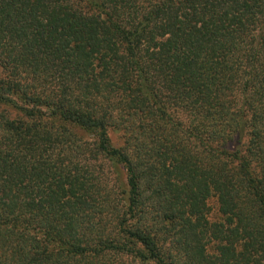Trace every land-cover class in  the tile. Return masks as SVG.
Instances as JSON below:
<instances>
[{
    "label": "trees",
    "instance_id": "1",
    "mask_svg": "<svg viewBox=\"0 0 264 264\" xmlns=\"http://www.w3.org/2000/svg\"><path fill=\"white\" fill-rule=\"evenodd\" d=\"M0 264H264V0H0Z\"/></svg>",
    "mask_w": 264,
    "mask_h": 264
},
{
    "label": "rangeland",
    "instance_id": "2",
    "mask_svg": "<svg viewBox=\"0 0 264 264\" xmlns=\"http://www.w3.org/2000/svg\"><path fill=\"white\" fill-rule=\"evenodd\" d=\"M112 137V141L114 142V144L118 145L120 143V138L117 134H112L111 135ZM237 146V143L233 142L232 145H230V148H234ZM209 204V209H210V212H209V218L211 221H216L218 220V218L220 217L219 215V205H218V201H217V198L213 197L209 200L208 202ZM212 246V245H211ZM210 251H213V249H211ZM128 260V259H127ZM127 260L124 261L125 263H127Z\"/></svg>",
    "mask_w": 264,
    "mask_h": 264
}]
</instances>
